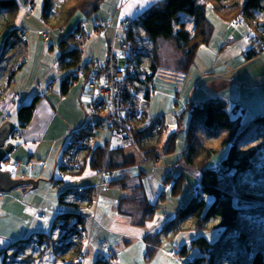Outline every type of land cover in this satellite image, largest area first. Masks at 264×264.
<instances>
[{"label":"rangeland","instance_id":"374dc122","mask_svg":"<svg viewBox=\"0 0 264 264\" xmlns=\"http://www.w3.org/2000/svg\"><path fill=\"white\" fill-rule=\"evenodd\" d=\"M156 1L158 0H101L99 8L89 16L82 9H76L71 17L51 29L50 25L41 20L43 0H34L32 10L25 8L26 0H18L15 21L20 38L21 31L27 29L24 32L27 40L20 39L25 43L19 42L9 51L11 63L18 65L23 62V65L15 74V81L0 93V127L6 120L13 124L8 131L11 138L5 141V145H13V150L9 153L17 160L18 165L10 178L33 179L38 182L37 187H33L32 182H26L18 183L8 191H0V195L6 196L2 199H11L4 206L6 209L2 210L0 206V247L7 242L2 234L8 235L9 244L27 235L49 233L55 215L67 209L66 206L60 207L58 203L59 192L72 188L80 193V188L86 187L93 191L92 199L97 204L92 208L96 215L94 222L93 218L92 222L87 218L93 210H88L86 203L81 209L86 217L84 223L91 240L84 264L95 263L101 242H106L116 250L120 259L118 264H186L187 257L182 258L177 254L172 257L169 252L176 250L177 246L179 249L182 245L189 244L198 236H205L210 242L219 237L221 229L216 227L217 222L197 225L193 218H189L180 220L181 228L177 231L166 233L165 230L160 236L159 246L150 256L146 255L148 244L143 241L145 235L171 224L178 210L184 208L190 196L198 189L200 169L189 167L181 156L189 113L184 112L180 125L176 115L186 104L199 103L209 96L221 95L231 101L230 105L238 103L236 113L242 116L243 122L257 114H264V49H257L254 42L257 38L247 26L235 19L236 9L227 12L229 19L234 18L233 23L220 18L210 6L206 7V17L214 26L213 33L208 43L198 48L194 62L189 67L179 65L180 51L171 40H152L143 29L134 27V39L139 45L137 52L140 51L141 58L140 63L137 53L140 70L135 72L136 77L144 79L151 72V65L157 66L151 79L155 92H151L149 103L144 105V108L148 107L151 118L161 116L165 123L163 133L153 131L146 139L148 144L157 143L160 146L156 145L160 154L156 160L146 159L138 145L122 148L121 153L110 161L113 159L115 166L122 165L123 152L133 156L134 163L118 171L113 170L114 173L107 172L105 180L125 176L127 181L124 188L101 180V173L93 170L90 165L89 150H83L77 155L76 160L82 165L79 173L62 172L60 176L56 173L63 149L70 140V131L78 129L90 118L89 115L86 116L85 106L89 103V94L83 77L75 80L66 94L61 92V81L70 71L56 67L55 61L60 54L58 41L72 33L81 23L85 24L84 30L88 36L81 43V61L86 62L90 56L105 59L108 44L114 39V45L118 47L124 39L122 22L134 20ZM58 7V1L53 0L49 7L52 9L51 22L54 17L57 19L54 13ZM180 13L187 28L191 29L192 18L184 12ZM1 21L0 18V26ZM94 21L104 22L106 27L94 30ZM7 33L8 29L0 33V54ZM252 47L259 54L248 59L244 53ZM8 65L9 63L4 65L1 73L2 86L8 75V67L5 69ZM145 88V85H141L137 94L141 96V90ZM35 95L40 96L39 101L32 118L22 127L17 117L18 108L29 103ZM101 111L99 110L100 116ZM16 128L20 129L21 135L13 134ZM176 130L175 149L167 153L161 151L167 138ZM227 135L228 132L219 131L211 143L218 145L221 138L227 139ZM108 137L107 130L98 127L94 132L95 142L92 148L104 144ZM262 140L264 141V135ZM260 144L261 149L255 155L257 167L249 172L244 184L256 196L264 197V174L259 171L264 163V144ZM227 148L224 146L212 155L205 168L214 167L220 162L226 155ZM175 183L177 192L173 194L172 185ZM2 199L0 198V205ZM67 199L73 200L75 197L68 195ZM147 205L149 212H152L151 206H154L149 218L144 216ZM7 211L9 214H6ZM41 215L43 218H40ZM39 250L40 247L32 243L26 248L25 254L36 255ZM198 254L195 248L188 259ZM227 262L224 258L219 264ZM34 264L65 263L57 259L54 261V256L48 250Z\"/></svg>","mask_w":264,"mask_h":264},{"label":"trees","instance_id":"16d2710c","mask_svg":"<svg viewBox=\"0 0 264 264\" xmlns=\"http://www.w3.org/2000/svg\"><path fill=\"white\" fill-rule=\"evenodd\" d=\"M57 1L59 7L54 13L57 15V19L52 18V22L50 14L52 9L50 10L49 7L53 0L52 2L43 0L42 3L41 20L50 25L51 29L71 17L76 9H82L89 16L99 8L101 2V0ZM17 4L18 0H0V18L2 19L0 33L8 29L3 47H1L0 78L4 65L9 63L8 66H5V69L8 67V75L5 85L0 84V93L15 81V74L23 65V62L18 65L12 64V56L9 55V51L13 50L19 42L25 43L20 40L19 28L15 21ZM207 6H210L214 13L223 20L233 23H235L234 18L229 19L227 12L236 9L235 19L247 26L252 35L257 38L254 41L257 49H264V0H158L134 20H129L131 22L126 38L131 40L130 42L133 43L137 51L139 45L135 41L133 33L135 26L143 29L152 40L158 38L171 40L180 51L179 65L189 67L194 62L193 59L198 48L202 44L208 43L213 33L214 26L206 17ZM180 12H184L192 18L193 27L191 29L187 28L186 21L180 17ZM79 28L78 25L72 33L59 40L57 44L60 54L55 61L56 67L59 70L70 71L61 81L62 94H66L74 81L77 80L72 77V70L85 63L81 61L83 40L76 38V33L80 32ZM137 53H139L141 63L140 51ZM258 54L259 51L254 47L244 53L248 59ZM84 68L88 69L86 66ZM156 68L157 66L152 64L151 72L146 74L144 79L136 77L137 90L147 80L153 79ZM138 70H140V66ZM141 92L149 103L152 93L146 88ZM39 97V95H35L29 103L19 106L17 117L22 127L28 124L32 118ZM230 102L221 95L209 96L199 103L189 104L188 102L186 107L176 115L178 125H180L184 112L189 113L184 133L185 145L181 150V156L189 167L200 169L199 185L184 208L178 210L174 219L171 220V224L157 232L145 235L143 241L148 244L146 255L150 256L154 253L160 244V236L165 230L166 233H173L181 228L180 220L193 218L197 225H204L209 221L217 222L216 227L221 229V233L214 242H210L205 236H198L179 249L177 246V255L182 258L187 257L186 264H219L224 258L228 261L226 264H264V197L256 196L244 184L249 172L257 167L255 155L261 149L260 142L264 144L262 140L264 114L249 117V120L243 122L242 116L236 113L238 103L230 105ZM231 112L234 114L233 116ZM161 125H165L161 116L153 118L150 124H144L142 120L130 122L133 145H138L137 147L148 160H156L160 155L158 154L160 146L157 143L148 144L146 139L153 131L158 134L163 133L164 130L158 129ZM219 131H226L229 135H227V139L221 138L218 145H214L211 142ZM176 135L177 130L167 138L161 151L167 153L175 149ZM224 146L228 148L223 159L214 167L205 168L207 160ZM107 147L108 139L104 144L90 148L88 155L93 170L99 172L103 168L107 172L114 173L113 170L118 171L134 163L133 156L125 155L122 152L123 164L115 166L113 159L110 160L116 154L119 155L122 148L108 149ZM259 171L264 174V163L259 167ZM126 178L124 176L105 180L104 177L101 180L108 181L110 185L124 188ZM176 186V183L172 186L173 194L177 192ZM90 190L89 187L83 188L80 193L72 188L61 190L58 194V203L60 207L66 206L67 209L55 215L50 232L27 235L2 247L0 249V264H34L48 250L54 256V261L57 259L63 263L67 258L72 260L83 254L84 248L76 233L79 225L85 226L86 217L81 209L83 204L87 205L92 199L93 191ZM68 195L75 199L68 200ZM148 206L144 212L146 218L151 217L154 210V206H151L152 212H149ZM32 243H36L40 247L39 252L36 255L25 254L26 248ZM195 248L199 252L198 256L188 259L190 252ZM94 264L113 263L109 260L96 259Z\"/></svg>","mask_w":264,"mask_h":264},{"label":"built area","instance_id":"2783aa9c","mask_svg":"<svg viewBox=\"0 0 264 264\" xmlns=\"http://www.w3.org/2000/svg\"><path fill=\"white\" fill-rule=\"evenodd\" d=\"M33 4L34 0H26L24 5L26 9L32 10ZM105 24L104 22L94 21V30L106 27ZM122 26L124 28V39L118 47L114 45V39L112 43L108 44L105 59L90 56L83 65H78L72 70L71 75L73 78L83 77L85 80L84 86H86V91L89 94V103L85 106L86 116L89 115L90 118L78 129L70 131V140L63 149L56 170L59 176L62 172L79 173L81 171L82 165L80 161L76 160L77 155L82 153L83 150H90L95 142L94 132L96 129L98 130V127L101 129L107 128L109 133L108 149L126 148L133 145L130 122L132 120H142V123L150 124L153 119L149 115L148 107L144 108V105L148 103L147 99L143 95L137 94L139 92L136 89L138 83L135 72H137L140 65H138V59L136 58L137 50L130 42L131 40L126 38L130 21L124 20ZM79 27V31L82 30L84 34L80 31L76 33V37L83 40L85 36H88V33L84 30L85 24L81 23ZM102 31L103 29L100 33ZM24 32H26V29L21 31V40L26 38ZM84 66L88 69H85ZM151 82L152 80H147L143 84L150 93L155 92V87ZM99 110H102V116H100ZM158 129L163 131L165 126L161 125ZM13 134L21 135L20 129H14ZM17 165V160L11 157L10 154H6L0 161V171H9L8 174L12 177ZM99 172L102 175L101 178L108 176L107 171L103 168ZM80 190H83V188H80ZM89 203H95V200L91 199ZM40 218H43V215ZM76 234L84 248L83 254L72 260L67 258L64 261L65 264H84V259L87 256V248L91 244L90 232L85 226L79 225ZM169 254L174 257L177 252L172 249ZM97 259L109 260L113 264H118L120 261L116 250L106 242H101Z\"/></svg>","mask_w":264,"mask_h":264},{"label":"water","instance_id":"95a60500","mask_svg":"<svg viewBox=\"0 0 264 264\" xmlns=\"http://www.w3.org/2000/svg\"><path fill=\"white\" fill-rule=\"evenodd\" d=\"M13 127V124L9 121H5L4 124L0 127V161L6 154H10L9 152H12L13 145L11 143L5 145V141L9 138V132ZM19 129V128H18ZM9 171H0V191H8L18 183H26V182H32L33 187H37V181H34L33 179H11L10 175L8 174ZM32 187V188H33Z\"/></svg>","mask_w":264,"mask_h":264},{"label":"bare ground","instance_id":"6f19581e","mask_svg":"<svg viewBox=\"0 0 264 264\" xmlns=\"http://www.w3.org/2000/svg\"><path fill=\"white\" fill-rule=\"evenodd\" d=\"M115 30V29H114ZM18 129V128H17ZM103 130H107V128L106 127H104L103 128ZM95 204H97V203H87V205H86V208H88V210H90V209H92L94 206H95ZM93 210V209H92ZM87 218H89V221L91 220V222H92V218H93V222L94 221H96V215H95V211L93 210L92 211V213L88 216L87 215ZM91 218V219H90Z\"/></svg>","mask_w":264,"mask_h":264},{"label":"crops","instance_id":"0c3cea01","mask_svg":"<svg viewBox=\"0 0 264 264\" xmlns=\"http://www.w3.org/2000/svg\"><path fill=\"white\" fill-rule=\"evenodd\" d=\"M3 197H6V196L0 195V198H1V199H2ZM10 200H11V199H10ZM10 200H8V201H6V200H4V199L1 200V205H0V206H2V210L6 209L4 206H5V205L7 204V202H9ZM6 214H9V211H7ZM2 237H6L7 242L3 243V245H4V246H7L8 238H9L8 235H4V234H2ZM3 245H2V246H3ZM4 246H3V247H4ZM1 248H2V247H0V249H1Z\"/></svg>","mask_w":264,"mask_h":264},{"label":"snow or ice","instance_id":"6c2138e0","mask_svg":"<svg viewBox=\"0 0 264 264\" xmlns=\"http://www.w3.org/2000/svg\"><path fill=\"white\" fill-rule=\"evenodd\" d=\"M155 223V222H154ZM151 226V225H150Z\"/></svg>","mask_w":264,"mask_h":264}]
</instances>
